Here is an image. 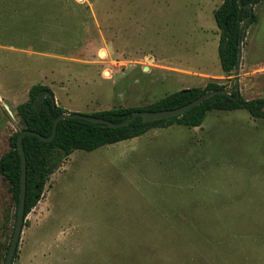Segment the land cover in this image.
<instances>
[{"label": "rangeland", "instance_id": "obj_1", "mask_svg": "<svg viewBox=\"0 0 264 264\" xmlns=\"http://www.w3.org/2000/svg\"><path fill=\"white\" fill-rule=\"evenodd\" d=\"M224 0H0V158L34 85L70 113L236 84L264 97V1L239 70L221 69ZM0 174V264L17 221ZM12 264H264V117L212 110L55 166Z\"/></svg>", "mask_w": 264, "mask_h": 264}, {"label": "trees", "instance_id": "obj_2", "mask_svg": "<svg viewBox=\"0 0 264 264\" xmlns=\"http://www.w3.org/2000/svg\"><path fill=\"white\" fill-rule=\"evenodd\" d=\"M12 7L19 6L20 0H8ZM28 2V0H25ZM264 0H241L240 8L237 0H224L214 11V20L220 30L218 56L222 71L231 76L238 70V54L240 41L246 38L248 28L256 22L255 13L249 18L251 4L255 8ZM225 85L208 84L205 88L193 87L171 93L164 98L145 107H120L104 110L89 115L97 116L105 121L121 123L132 117L135 111H161L178 109L187 105L201 95L217 90H225ZM42 90L50 88L43 85H34L29 90V99L16 108V113L24 124L22 130H32L50 137L54 130V121L62 114H69L59 105L53 104L50 97L43 103L38 113L34 102ZM52 92V91H51ZM220 110L226 112L243 110L255 118L264 117V97L245 99L236 88L225 94H216L194 109L178 117H172L154 122L145 123L141 117L125 127L112 128L104 123H92L84 120L66 118L61 120L53 140L43 141L35 136L26 135L23 139L24 151L27 159V217L42 198L46 182L57 164L69 157L76 150L94 151L106 145H113L122 141L143 136L154 128H166L173 124H183L187 127H199L207 112ZM20 133V132H19ZM19 133L14 134L10 140V149L0 158V174L10 186L12 199L17 207L21 190V157L17 146ZM18 213V209H17ZM7 248V253L9 251ZM14 258H17L14 257Z\"/></svg>", "mask_w": 264, "mask_h": 264}, {"label": "water", "instance_id": "obj_3", "mask_svg": "<svg viewBox=\"0 0 264 264\" xmlns=\"http://www.w3.org/2000/svg\"><path fill=\"white\" fill-rule=\"evenodd\" d=\"M233 1V0H232ZM240 8L243 7L241 4V0H237ZM247 8L250 10V15L249 18H251L254 14V8L251 4L247 5ZM242 42L240 41V50L238 54V70L241 66L242 62ZM237 89H239L238 85L236 86ZM225 90H217V91H211L207 92L203 95H201L199 98L194 100L193 102L184 105L178 109H173V110H161V111H135L129 119H127L124 122L121 123H114V122H109L105 121L104 119L89 115V114H81V113H69V114H62L58 118L55 119L54 121V130L53 133L50 137H45L41 134H39L36 131L32 130H24L19 133L18 139H17V146L18 150L20 153L21 157V190H20V197H19V205H18V213H17V221L14 229V234L12 237V241L9 247V251L7 253L6 259L4 264H12L15 254L17 252L20 240H21V235L25 223V212H26V193H27V159H26V154L24 151V145H23V139L26 135H31L35 136L43 141H50L53 140L56 136L57 133V127L58 124L61 120H64L66 118L70 119H78V120H84L92 123H104L108 125L109 127L112 128H119V127H125L135 121L138 117L142 118V121L145 123L149 122H154L157 120H163V119H168L172 117H178L183 115L184 113L194 109L195 107L199 106L202 104L203 101L208 99L209 97L216 95V94H225ZM47 97H50L53 104L56 105V100L54 94L49 91V90H42L39 92L35 102H34V107L38 113L41 112L42 106L44 101L46 100Z\"/></svg>", "mask_w": 264, "mask_h": 264}]
</instances>
